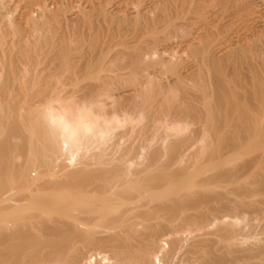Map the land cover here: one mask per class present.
Instances as JSON below:
<instances>
[{
	"label": "bare ground",
	"instance_id": "6f19581e",
	"mask_svg": "<svg viewBox=\"0 0 264 264\" xmlns=\"http://www.w3.org/2000/svg\"><path fill=\"white\" fill-rule=\"evenodd\" d=\"M259 8L0 0V264H264Z\"/></svg>",
	"mask_w": 264,
	"mask_h": 264
},
{
	"label": "rangeland",
	"instance_id": "374dc122",
	"mask_svg": "<svg viewBox=\"0 0 264 264\" xmlns=\"http://www.w3.org/2000/svg\"><path fill=\"white\" fill-rule=\"evenodd\" d=\"M258 17V18H257ZM262 17H264V8H259L258 9V11H256L254 14H252V15H249V16H247L246 17V23L248 24V22L249 23H251V24H248V28H249V30L250 29H252V28H254V25H255V22L257 21V20H259V18L260 19H262ZM243 19H245V17H243ZM248 19H249V21H248ZM251 27V28H250ZM248 30V31H249ZM244 30V28H242V29H240V30H238V34H236V35H238V36H243L245 33H247L248 31H245ZM240 32V33H239ZM243 32V33H242ZM240 34V35H239Z\"/></svg>",
	"mask_w": 264,
	"mask_h": 264
},
{
	"label": "snow or ice",
	"instance_id": "6c2138e0",
	"mask_svg": "<svg viewBox=\"0 0 264 264\" xmlns=\"http://www.w3.org/2000/svg\"><path fill=\"white\" fill-rule=\"evenodd\" d=\"M85 131L87 132V131H89L88 129H85Z\"/></svg>",
	"mask_w": 264,
	"mask_h": 264
}]
</instances>
